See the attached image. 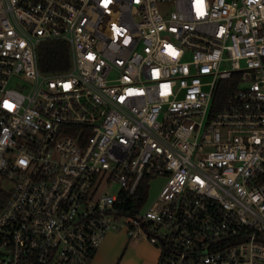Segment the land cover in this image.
<instances>
[{
    "label": "built area",
    "instance_id": "2783aa9c",
    "mask_svg": "<svg viewBox=\"0 0 264 264\" xmlns=\"http://www.w3.org/2000/svg\"><path fill=\"white\" fill-rule=\"evenodd\" d=\"M121 216L156 264H264V0H0V264H89Z\"/></svg>",
    "mask_w": 264,
    "mask_h": 264
},
{
    "label": "crops",
    "instance_id": "0c3cea01",
    "mask_svg": "<svg viewBox=\"0 0 264 264\" xmlns=\"http://www.w3.org/2000/svg\"><path fill=\"white\" fill-rule=\"evenodd\" d=\"M128 241L121 232H108L89 264H156V246L142 240L136 248H131Z\"/></svg>",
    "mask_w": 264,
    "mask_h": 264
},
{
    "label": "trees",
    "instance_id": "16d2710c",
    "mask_svg": "<svg viewBox=\"0 0 264 264\" xmlns=\"http://www.w3.org/2000/svg\"><path fill=\"white\" fill-rule=\"evenodd\" d=\"M38 66L40 70L48 73H57L68 69L70 66V54L67 44L62 41L42 43L38 50ZM234 88V83L224 81L218 91V101L222 102ZM143 181L144 179H142L138 189L132 195L128 207L131 205L134 207H140L143 204L146 197V194L142 189Z\"/></svg>",
    "mask_w": 264,
    "mask_h": 264
},
{
    "label": "rangeland",
    "instance_id": "374dc122",
    "mask_svg": "<svg viewBox=\"0 0 264 264\" xmlns=\"http://www.w3.org/2000/svg\"><path fill=\"white\" fill-rule=\"evenodd\" d=\"M4 185H6L7 181H2ZM164 180L162 178H150V179H144L142 182V189L146 194L145 200L141 206H144L145 204L148 205L157 195L159 192ZM120 189L119 185L116 183H112L109 185H104L100 188V192L102 193H117ZM145 205V206H146ZM120 221L122 223V227L120 231L115 232H121L129 241L128 245L131 248H136L139 245V242L143 240L144 232H141L138 238L129 237L126 235V230L128 229L129 220L125 216L120 217Z\"/></svg>",
    "mask_w": 264,
    "mask_h": 264
},
{
    "label": "snow or ice",
    "instance_id": "6c2138e0",
    "mask_svg": "<svg viewBox=\"0 0 264 264\" xmlns=\"http://www.w3.org/2000/svg\"><path fill=\"white\" fill-rule=\"evenodd\" d=\"M4 106H5V107H9V108H10V107H12V105H11V104H9V102H8V101H4Z\"/></svg>",
    "mask_w": 264,
    "mask_h": 264
}]
</instances>
